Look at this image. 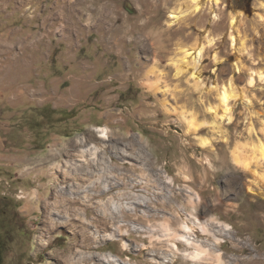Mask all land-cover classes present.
<instances>
[{
  "label": "rangeland",
  "instance_id": "374dc122",
  "mask_svg": "<svg viewBox=\"0 0 264 264\" xmlns=\"http://www.w3.org/2000/svg\"><path fill=\"white\" fill-rule=\"evenodd\" d=\"M80 1L0 0V264H264V0Z\"/></svg>",
  "mask_w": 264,
  "mask_h": 264
},
{
  "label": "bare ground",
  "instance_id": "6f19581e",
  "mask_svg": "<svg viewBox=\"0 0 264 264\" xmlns=\"http://www.w3.org/2000/svg\"><path fill=\"white\" fill-rule=\"evenodd\" d=\"M85 1L86 0H81L79 3H85ZM193 1V7H192V11L193 12H197V11H199L200 10V8H201V4H200V2H199V0H192ZM88 2V1H87ZM216 2V1H215ZM84 4L81 6V8L83 9V11H84ZM97 7V6H96ZM102 7V6H101ZM89 9V8H88ZM86 10V9H85ZM89 11V10H88ZM191 11V12H192ZM171 18H172V22H176V21H179L181 18H182V14L181 13H176V12H172L171 13ZM234 28V27H233ZM232 41H233V44H235L236 43V41H237V38H236V35H233L232 36ZM184 52H186V59H184V61L185 62H187V58L188 57H192L195 61H200V59H201V56H202V52H203V46H200L199 48H196V49H192V48H187V49H185L184 50ZM154 69V68H153ZM181 69L180 68H178V72L180 71ZM193 75H194V77L195 78H197L198 80H201L202 79V77L201 76H199L198 74H196L195 72L193 73ZM159 83H157V80L155 81V80H150L149 81V86L150 87H155V88H157L156 87V85H158ZM233 94L229 91V90H227V89H224L223 91H222V93H221V95H220V98H221V101H222V106H223V113L220 115L221 117L219 118V120L217 121V122H215V123H213V126L216 128V129H218L219 127H220V124H221V122L224 120V119H232L233 118V109L231 108V106L229 105L230 103V99H231V96H232ZM212 110H213V113L215 114V115H217L218 114V110L216 109V108H212ZM194 119V118H193ZM187 122H188V125H189V127L190 128H192L193 127V125H194V122H195V119L194 120H192V119H188L187 120ZM219 130V129H218ZM102 136L103 137H107L108 136V132H107V130L106 129H103V132H102ZM212 143V140H210L209 138H203L202 139V144L203 145H209V144H211ZM95 146V145H94ZM93 149V148H92ZM97 150H98V147L97 146H95V148H94V150L92 151V154H96V152H97ZM263 152H264V145H263ZM88 151V148H85V147H83L82 149H81V153L82 154H85L86 152ZM237 152V151H236ZM235 154V153H234ZM83 158V157H82ZM85 158V157H84ZM233 160L235 161V163L236 164H238V165H240V166H242V167H244L245 169H248V170H250L251 168V163L249 162V160L245 157H243L242 156V154L241 153H238V154H236V155H234V158H233ZM54 168V167H53ZM68 170V169H67ZM65 172V171H64ZM67 176V175H66ZM80 177V176H79ZM76 193V192H75ZM72 194V193H71ZM74 194V193H73ZM74 202V201H73ZM56 203V202H55ZM54 203V204H55ZM61 205V204H60ZM53 206V205H52ZM117 207V209H118V207L119 206H116ZM51 208V207H50ZM56 211V210H55ZM67 216V215H66ZM55 219V218H54ZM183 227H184V229H181L182 231H184V233H189V232H192V231H194V227H192V226H190V225H188V224H185V225H183ZM203 230H207V231H210V232H212L210 229H208V227L206 228V227H203L202 228ZM97 232H99V231H97ZM112 235L113 236H116V234L115 233H112ZM181 236H186V234H181ZM180 236V237H181ZM187 237V236H186ZM180 241H182L183 240V238H182V240L181 239H179ZM190 242V244L192 243V241L190 240L189 241ZM188 243V242H187ZM203 252L202 251H199V250H197V252H195V254H194V256H200L201 254H202ZM83 256H81L79 259H74V258H71V257H64L63 259H64V261L66 262V264H77L78 263V261H82L83 260ZM99 259H103V261H104V263H107V262H115L116 264H123V262H122V260L116 255V254H114V253H106V254H101V255H99Z\"/></svg>",
  "mask_w": 264,
  "mask_h": 264
},
{
  "label": "trees",
  "instance_id": "16d2710c",
  "mask_svg": "<svg viewBox=\"0 0 264 264\" xmlns=\"http://www.w3.org/2000/svg\"><path fill=\"white\" fill-rule=\"evenodd\" d=\"M1 223H3V222H1ZM3 225H4V224H3ZM2 245H3V243L0 242V249L3 247Z\"/></svg>",
  "mask_w": 264,
  "mask_h": 264
}]
</instances>
